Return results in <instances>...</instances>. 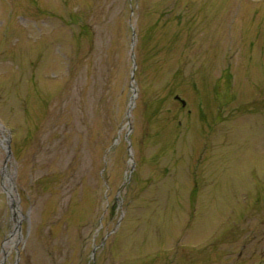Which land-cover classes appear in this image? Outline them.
I'll use <instances>...</instances> for the list:
<instances>
[{"label": "rangeland", "instance_id": "obj_1", "mask_svg": "<svg viewBox=\"0 0 264 264\" xmlns=\"http://www.w3.org/2000/svg\"><path fill=\"white\" fill-rule=\"evenodd\" d=\"M0 264H264V0H0Z\"/></svg>", "mask_w": 264, "mask_h": 264}, {"label": "bare ground", "instance_id": "obj_2", "mask_svg": "<svg viewBox=\"0 0 264 264\" xmlns=\"http://www.w3.org/2000/svg\"><path fill=\"white\" fill-rule=\"evenodd\" d=\"M3 173H4V184L5 185L6 184L8 185V186L6 185L7 186L6 187V192H7L8 196H9L11 202L13 203L15 197H14V194H13L12 181H11V178H10L8 172H7L6 167L4 168ZM13 212L15 214L18 213V208H17L16 205L13 206ZM16 234H17V231H14L13 234H12V236H11V238H10L11 239L10 242L12 244H14V242H15V236H16Z\"/></svg>", "mask_w": 264, "mask_h": 264}, {"label": "water", "instance_id": "obj_3", "mask_svg": "<svg viewBox=\"0 0 264 264\" xmlns=\"http://www.w3.org/2000/svg\"><path fill=\"white\" fill-rule=\"evenodd\" d=\"M132 45H133V43H132ZM135 68V65L133 64V69ZM183 104V103H182ZM5 168V167H4Z\"/></svg>", "mask_w": 264, "mask_h": 264}]
</instances>
